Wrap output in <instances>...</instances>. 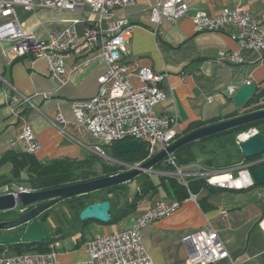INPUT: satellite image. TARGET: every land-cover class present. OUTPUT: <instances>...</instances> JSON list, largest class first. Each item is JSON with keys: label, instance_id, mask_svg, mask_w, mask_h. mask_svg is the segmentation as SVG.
<instances>
[{"label": "crops", "instance_id": "1", "mask_svg": "<svg viewBox=\"0 0 264 264\" xmlns=\"http://www.w3.org/2000/svg\"><path fill=\"white\" fill-rule=\"evenodd\" d=\"M184 2L189 8V16L176 23L162 20L156 25L149 22L148 6L154 0H135L130 6L112 11L101 22L102 29L109 22L119 19H126L134 26L128 55L123 62L130 67L133 62H138L142 67L165 75L160 88L166 98L154 107V111L159 116L174 120V132L179 139L188 135L186 131L194 124L205 123L207 127L217 124L216 121L220 123L233 119L230 118L232 115L244 116L242 107L245 104L237 108L233 96L247 82L255 88L252 97L257 94L259 104L264 103V52L258 54L242 50L241 64L220 65L216 62L220 51H239L231 39L234 29L226 26L220 32L196 33L191 20L194 14L215 16L224 8H233L236 4L251 14H261L264 13V0ZM14 10L23 31L32 32L40 41H47L52 32L75 22L76 46L65 58L66 83L60 86L48 76L45 59L33 60L30 56H23L8 60L3 49L11 43L0 42V158L8 152H22L19 145L11 147L9 142L25 124L31 128L39 144L35 155L39 162L93 158L96 160L92 167L94 171L101 158L95 149L111 159L105 149L111 154L112 145H103L88 132L77 129L70 109L71 102L87 100L97 94V80L106 71V65L98 57L99 44L94 43L90 47L83 39L84 30L94 16L86 8L61 13L49 9L28 12L20 6ZM132 85H139L136 78L132 79ZM231 89L234 90L232 94ZM17 94L29 98L31 105L25 106L21 115L15 118L12 110L17 105L11 102V98ZM44 95L48 97L44 98ZM58 114L61 121L57 120ZM246 162H258L257 167L264 165V155ZM10 171V163L0 165V177L8 179ZM154 178L151 182L156 185V175ZM133 181L123 183L128 190L124 201L129 204L139 196L130 193ZM186 190L188 198L179 202L174 212L141 230L142 244L152 264H187V253L181 240L186 234L202 228L217 233L230 258L237 264H264V185L254 183L253 187L242 190L207 186L195 194H191L188 188ZM117 195H110L113 202H116ZM146 198L148 202H145ZM165 199L177 201L167 198L164 191L157 188L156 195L148 194L140 199L125 218L107 224L95 220L80 221L67 201L57 202L46 210L48 218L41 221L47 233L60 230L57 239L50 241L57 245L55 264H78L87 260L85 243L89 239L130 229L139 216ZM62 204L66 207L59 213L56 209ZM124 204L118 201V207H113L110 217H117ZM222 212L226 215L222 216ZM2 250L0 259L15 254L6 247Z\"/></svg>", "mask_w": 264, "mask_h": 264}, {"label": "built area", "instance_id": "2", "mask_svg": "<svg viewBox=\"0 0 264 264\" xmlns=\"http://www.w3.org/2000/svg\"><path fill=\"white\" fill-rule=\"evenodd\" d=\"M134 2L135 0H0V20H3L0 23V42L11 43V46L3 49L8 60L23 56H30L33 60L45 59L48 76L63 86L66 83L65 58L76 46L75 22L67 28L52 32L47 41H40L32 32L23 31L14 8L20 6L28 12L49 9L56 13L88 9L94 18L85 28L83 39L90 47L94 43L99 44L98 57L106 65V71L97 80L98 90L94 97L71 102L75 126L88 132L103 145L138 141L147 149V161L166 151L176 141L174 120L159 116L154 111V107L166 98L160 88L165 75L142 67L138 62H133L132 67L123 62V58L128 55L129 40L134 28L126 19L109 22L105 29L101 27V22L112 11ZM148 11L149 22L156 25L162 20L176 23L189 16V8L184 0H154L148 6ZM191 20L196 33L220 32L226 26L234 29L231 39L239 51H220L216 58L220 65L241 64L242 50L258 54L264 52V13L251 14L236 4L233 8H224L215 16L194 14ZM133 78L139 82L137 87L132 85ZM246 85L250 86V82ZM233 91L231 89L230 93ZM47 97L44 95V98ZM11 102L17 105L12 110L15 118L21 115L25 106L31 105L29 98L18 94L11 98ZM57 120H62L60 114L57 115ZM9 143L11 147L19 145L22 152L33 156L39 151L33 131L25 124ZM95 153L103 155L99 149H95ZM163 163L169 172L158 174L176 179L186 189L191 181L203 175L201 180L207 186L229 190L253 187L250 168L258 164L239 162L223 170L201 173L199 169H195L197 166L194 164L179 165L173 153H167ZM20 192L31 191L22 187L0 188V196L12 194L15 197ZM178 207V201H161L139 216L130 229L89 239L85 243L88 259L78 264H152L142 244L141 230ZM221 214L226 215L225 212ZM181 242L187 253V264H218L222 261L237 264V261L230 258L217 233L208 228L186 234ZM56 247L55 243L50 242L45 252L15 253L2 257L0 264H55Z\"/></svg>", "mask_w": 264, "mask_h": 264}, {"label": "trees", "instance_id": "3", "mask_svg": "<svg viewBox=\"0 0 264 264\" xmlns=\"http://www.w3.org/2000/svg\"><path fill=\"white\" fill-rule=\"evenodd\" d=\"M260 97L255 94L245 105L242 107V115L251 114L256 111L264 110V103L259 104ZM230 118H236V115L230 116ZM218 123V121H216ZM207 124L205 123H197L192 125L186 131V134H190L196 130H199L205 127ZM249 130H256L257 133L264 140V119L255 120L249 123L241 124L236 127L215 133L213 135L201 138L199 140L189 142L187 144L182 145L178 149L173 152L177 163L179 165L187 164L196 159L198 154L202 157H208L213 154V150H206V145L214 142L216 144L217 149H222L224 145H229L235 147L236 137L240 134L246 133ZM179 139V137H176ZM116 144L111 146V158L116 160L117 162H122L125 164H138L143 162L147 155V149L145 147L142 148L140 152L127 154V155H116L113 152V148ZM236 153L242 158V161H250L251 159H245L240 150L236 147ZM233 154V153H232ZM226 156V155H225ZM234 157L230 155V159ZM260 157V156H257ZM228 159V158H227ZM95 159H88L84 161L77 160H68V159H58L51 161L49 163H41L39 162L35 156L24 153V152H8L4 154L0 158V165L4 163H10L11 171L10 177L8 179H4L0 177V188L3 186H18L22 188H26L32 191L40 192L47 190H54L58 188H63L66 186H71L75 184L87 183L91 182L103 177H108L119 173L117 169H112L103 164L102 166V174L97 175L93 171L92 167L95 163ZM209 164L215 165L218 163L217 159L214 157L212 160H208ZM156 166V165H155ZM160 165H157L159 167ZM217 166V165H216ZM139 178V177H138ZM137 178V179H138ZM124 184L114 185L105 189H101L95 192H91L89 194L72 197L66 199L74 208L77 215H79L80 211L85 208L89 204L109 201L110 202V215L113 211V207H118V201L116 202L111 200L110 197L106 196L102 199L95 200L94 195L96 192H102L103 190H109V194L117 195L119 194V189L117 192L114 189L118 187H122ZM207 187V184L203 181H192L188 185V190L191 194H195L200 189ZM125 188V187H123ZM157 188H160L166 194L167 198H171L181 202L182 200L188 198V192L186 188L178 184L172 179H164L161 178L158 185H153L150 180L143 179L142 182L138 184V189H140L139 196H136L133 201L129 203H125L122 208H120L119 214L117 217H110L109 223H114L120 221L129 215L136 207L138 201L148 194L156 195ZM112 189V190H111ZM122 194L126 193V188L121 189ZM116 191V192H115ZM117 193V194H116ZM118 196V195H117ZM115 207V208H116ZM43 215V216H42ZM40 216V220L44 222L48 218V213H43ZM10 217H13L12 212H6L0 214V220H6ZM50 243L49 240H46L41 247H39L35 252H45L47 251V244ZM32 244H16L12 246H7L9 250H13L16 254H24L30 253ZM5 247H0V252H3Z\"/></svg>", "mask_w": 264, "mask_h": 264}, {"label": "water", "instance_id": "4", "mask_svg": "<svg viewBox=\"0 0 264 264\" xmlns=\"http://www.w3.org/2000/svg\"><path fill=\"white\" fill-rule=\"evenodd\" d=\"M254 91V87H241L233 96V102L236 107L241 108L252 97ZM259 119H264V110L201 128L176 140L166 151L158 153L137 168L133 167L128 171L113 176L54 190L20 192L15 197L12 194L2 195L0 196V214L12 212L13 217L0 220V247L32 244L31 251H36L46 240L55 241L60 234V230L47 233L39 218L43 212L57 202L127 183L135 179L143 171L150 170L154 165L161 162L167 153L174 152L184 144ZM142 148L143 146L140 142L129 140L114 146L113 152L116 155H127L140 152ZM239 150L245 159L262 156L264 155V140L258 133H255L240 142ZM161 167H165L164 163H161ZM251 177L255 184L264 185V165L255 167L251 172ZM109 211V201L89 204L80 211L78 219L80 221L95 220L107 224L111 219Z\"/></svg>", "mask_w": 264, "mask_h": 264}, {"label": "rangeland", "instance_id": "5", "mask_svg": "<svg viewBox=\"0 0 264 264\" xmlns=\"http://www.w3.org/2000/svg\"><path fill=\"white\" fill-rule=\"evenodd\" d=\"M151 1V0H150ZM247 86V85H246ZM256 112H258V111H256ZM254 113V112H253ZM248 115V114H247ZM253 132H255V133H257V131L256 130H249V131H247L246 133H243V134H240V135H238L237 137H236V143H235V147H232V146H229V145H224L223 146V148L222 149H217V147H216V144H214V142H211L210 144H207L206 145V150H213L214 152H213V154L212 155H209L208 157H202V156H200L199 154H198V156L196 157V159L194 160V161H192V162H190V163H187V164H183V165H188V164H194L195 166H197V167H195V169H199V171L202 173V172H207L208 170H223V169H225V168H229L230 166H232V165H234V164H237V163H239V162H241L242 161V158H240L239 157V155L236 153V147L239 149V145H240V142L242 141L241 139H240V137L242 136V135H244V134H247L248 136L247 137H249V136H252L253 135ZM254 133V134H255ZM252 134V135H251ZM176 140H177V138H176ZM105 151H106V155H110V153L105 149ZM173 153V152H172ZM234 154V157L232 158V159H230V155H233ZM226 155V156H225ZM100 156V155H99ZM101 158H99V161H100V164L101 163H103V164H105L106 166H108L109 168H112V169H117V171L120 173V172H125V171H128L129 169H130V167L131 166H133V165H136V164H125V163H122V162H117L116 160H114V159H110L109 158V156H107V157H105L104 155H102V156H100ZM216 158L217 159V161H218V163L217 164H215V165H212V164H209V162H208V160L209 159H213V158ZM147 158V157H146ZM228 158V159H227ZM164 160V159H163ZM144 162H146V159L143 161V162H141V163H138V165H137V167L138 166H140L141 164H143ZM162 163H163V161H161ZM161 162H159V163H157L156 164V166L154 165L150 170H148V171H143L139 176H137L135 179H134V181H133V184H132V187H131V190H130V193L132 194V195H139L140 194V189H138L137 187H138V184L140 183V182H142V180L143 179H147V180H150L151 181V179H153L154 178V176L156 175V179L158 180V182H157V184L156 185H158L159 184V181L161 180V178H164V179H172V180H174L175 182H177V180L176 179H174V178H172V177H170V176H166V175H161V174H158L159 172H164V171H166V172H169V170H168V168H162L161 167ZM244 163H246V164H251V163H249V162H246L245 160L243 161ZM100 164H96L95 165V167H97V169H94V172H95V174H97V175H101L102 174V166L103 165H100ZM157 165H160L159 167H157ZM217 165V166H216ZM136 167V168H137ZM255 167H257V165L256 166H253V167H251L250 168V174H251V172H252V170L255 168ZM161 168L162 169H164L163 171L161 170ZM113 176V175H112ZM139 177V178H138ZM203 177V175L200 177V178H198V179H195V180H193V182L194 181H200L201 180V178ZM104 178V177H103ZM138 178V179H137ZM101 179V178H100ZM155 179V178H154ZM254 181V180H253ZM192 182V181H191ZM205 182V181H204ZM178 184H179V182H177ZM206 183V182H205ZM255 183V182H254ZM189 185V184H188ZM123 187H125L126 188V193H123L122 194V191L123 190H120V188L121 189H125V188H123ZM12 188H19L18 186H12ZM136 188V189H135ZM26 189V188H25ZM118 189H119V191H118ZM29 190V189H28ZM112 190V189H111ZM114 190H116L117 192H119V194H118V196H117V200H118V197H119V203L120 204H124V203H126V201H124V199H125V197H126V195H127V192H128V190H127V187H126V185H123L122 187L120 186V187H118L117 189H114ZM31 192H36V191H32V190H30ZM115 191V192H116ZM109 192V190H103L102 192H96V194L94 195V199L95 200H99V199H102V198H104V197H106V196H108V197H110V195L111 194H109L108 193ZM117 194V193H116ZM125 196V197H124ZM122 200V203L120 202ZM168 199H165V200H163V201H166V202H169L170 200H168ZM145 202H148V198H146V201ZM157 203H159V202H157ZM157 203H155V205L157 204ZM66 207V205L65 204H62V205H60L57 209H56V211L57 212H62L63 210H64V208ZM44 213V212H43ZM42 213V214H43ZM47 227V226H46ZM47 229H49L48 227H47Z\"/></svg>", "mask_w": 264, "mask_h": 264}, {"label": "bare ground", "instance_id": "6", "mask_svg": "<svg viewBox=\"0 0 264 264\" xmlns=\"http://www.w3.org/2000/svg\"><path fill=\"white\" fill-rule=\"evenodd\" d=\"M247 136H248L247 134H244V135H242V136L240 137V139H241V140H244V139L247 138Z\"/></svg>", "mask_w": 264, "mask_h": 264}]
</instances>
